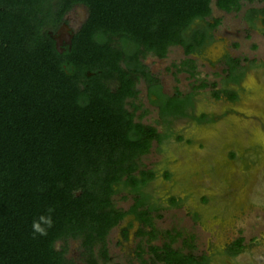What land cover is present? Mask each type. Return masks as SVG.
<instances>
[{
    "label": "trees",
    "instance_id": "trees-1",
    "mask_svg": "<svg viewBox=\"0 0 264 264\" xmlns=\"http://www.w3.org/2000/svg\"><path fill=\"white\" fill-rule=\"evenodd\" d=\"M214 1L239 12L257 0H0V264L113 263L110 234L130 214L141 223V264H212L217 253L234 257L249 247L241 235L201 250L195 233L160 229L154 213L164 206L149 191L156 170L143 163L171 132L144 122L148 110L138 118L140 81L169 128L182 117L205 121L206 113L196 114L200 89L238 100L233 85L259 61L227 55L223 86L198 83L196 55L222 21L213 16ZM76 6L88 15L61 52L55 36ZM260 16L264 22V6H251L245 18L254 23ZM172 46L184 49L179 70L196 77L188 92H164L144 62L150 53L166 57ZM258 65L264 68V59ZM126 190L134 198L129 209L115 200ZM50 206L53 227L34 237L33 220ZM193 215L202 221L203 214ZM159 235L163 243H153ZM72 240L80 243L81 262L69 256Z\"/></svg>",
    "mask_w": 264,
    "mask_h": 264
},
{
    "label": "rangeland",
    "instance_id": "rangeland-1",
    "mask_svg": "<svg viewBox=\"0 0 264 264\" xmlns=\"http://www.w3.org/2000/svg\"><path fill=\"white\" fill-rule=\"evenodd\" d=\"M251 6L262 7L264 0L249 3L239 12H227L213 2V16L222 21L215 38L203 53L196 55L198 83L207 79L223 86L227 55L248 56L251 61L264 59V22L262 16L254 23L245 18ZM69 15V25L78 29L88 10L76 6ZM184 58V49L172 46L166 57L150 53L144 62L161 78L164 92L172 94L176 87L190 91L196 80L179 70ZM259 61L250 62L240 86L233 85L240 90L238 100L217 98L211 87L198 91L196 114H207L202 122L182 117L167 128L160 106L151 101L147 82L138 83L142 90L139 101L144 103L143 109L137 111L138 118L148 110L142 116L144 122L155 124L163 133L171 132L163 143L155 141L143 158L144 165L157 174L149 191L164 206L154 213L156 225L195 233L201 250L224 247L241 235L246 238L249 247L244 252L234 257L217 253L212 264H264V68ZM232 151L237 154L235 158L231 157ZM167 172L170 177H166ZM172 195L184 202L171 205ZM203 196H208V203L203 202ZM115 200L120 207L129 209L133 193L121 191ZM196 212L203 214L202 221L194 219ZM140 226V221L130 214L113 229L110 249L115 258L110 264H141L137 257ZM124 228H128L127 238ZM163 241L159 235L153 243ZM57 245L61 247L62 242ZM79 248L80 243L72 240L69 256L81 262Z\"/></svg>",
    "mask_w": 264,
    "mask_h": 264
},
{
    "label": "clouds",
    "instance_id": "clouds-1",
    "mask_svg": "<svg viewBox=\"0 0 264 264\" xmlns=\"http://www.w3.org/2000/svg\"><path fill=\"white\" fill-rule=\"evenodd\" d=\"M54 207H48L46 213H42L32 222L33 236H47L48 229L52 228L54 221L52 218V213L54 212Z\"/></svg>",
    "mask_w": 264,
    "mask_h": 264
},
{
    "label": "water",
    "instance_id": "water-1",
    "mask_svg": "<svg viewBox=\"0 0 264 264\" xmlns=\"http://www.w3.org/2000/svg\"><path fill=\"white\" fill-rule=\"evenodd\" d=\"M73 36L74 33L70 31L68 23H64L55 36L59 51L63 52L65 45H71L73 43Z\"/></svg>",
    "mask_w": 264,
    "mask_h": 264
},
{
    "label": "flooded vegetation",
    "instance_id": "flooded-vegetation-1",
    "mask_svg": "<svg viewBox=\"0 0 264 264\" xmlns=\"http://www.w3.org/2000/svg\"><path fill=\"white\" fill-rule=\"evenodd\" d=\"M85 11H86V10H85ZM67 19H68V25H69L70 20H71V16L68 15V16H67ZM84 21H85V18H84L83 22H84ZM83 22H82V23H83ZM81 25H82V24H81ZM81 25L79 26V28L81 27ZM69 28H70V31H72V30H73V31H74V30H77V29L71 27L70 25H69ZM79 28H78V29H79ZM163 90H164V88H163ZM154 96H155V95H154Z\"/></svg>",
    "mask_w": 264,
    "mask_h": 264
}]
</instances>
